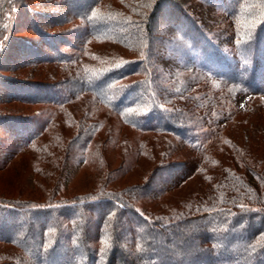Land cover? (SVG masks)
Here are the masks:
<instances>
[{
	"label": "trees",
	"instance_id": "1",
	"mask_svg": "<svg viewBox=\"0 0 264 264\" xmlns=\"http://www.w3.org/2000/svg\"><path fill=\"white\" fill-rule=\"evenodd\" d=\"M61 1L70 13L81 7L72 16L86 22L87 28L91 25L80 36L84 39L81 47L109 32L113 24L110 17L97 15L100 20H87L88 12L105 0H94L87 6L83 0ZM117 1L122 2L127 15L133 14L127 23L133 34L121 37L138 43L143 58L122 62L100 74H86L80 47H74L77 56L57 54V45L65 44L66 38L41 29L34 13L29 15L28 28L35 39L19 37L11 46H3V68L9 64L11 69L7 70L12 73L33 70L36 78L27 82L0 79V86L6 90L0 99V171L28 157L34 186L43 191L46 207L22 220L14 211L15 201L0 198V264H264V0H235L227 6L221 0H194L225 7L220 33L232 40L231 33L238 41L233 54L215 46L198 17L177 0ZM26 2L0 0V36L12 32L15 15L27 8ZM252 11L256 17L247 23ZM157 14L164 23L160 27L154 22ZM124 17L118 22L125 21ZM67 21L66 17L62 23ZM170 28L174 33L163 38L168 42L167 50L171 53L172 48H180L178 55H190L183 63L177 59L174 65L178 73L170 75L173 85L166 90L169 95L164 106L168 109L163 110L154 99L152 78L149 85L148 78L145 84L120 83L148 67L144 62L154 49V33ZM244 32L247 36L242 37ZM183 45L191 47L185 50ZM241 53L247 54V65ZM190 70L198 74L197 81L201 82L197 85L186 74ZM94 81L99 86L93 87ZM67 83L72 89L65 99L49 95L52 87ZM156 91L161 93L162 87ZM82 93L126 116V125L143 134L164 137L166 143L147 145V141L137 140L135 159L144 156L149 166L137 160L128 163L126 157L112 168L100 157L90 156L96 160V167L89 174L86 189L63 201L56 198L60 207L55 208L56 203L49 199L55 198L66 162L97 133L98 125L88 118L87 111L77 116L58 111ZM239 96L246 98L244 108L234 104ZM14 105L53 106L55 112L49 117V125L39 126L36 117H26ZM153 113L156 119L149 122ZM108 143L106 139L103 147ZM133 174L135 181L131 180ZM190 183L196 187L195 196L184 197L190 210L182 212L178 209L184 203L175 202L171 192L181 191ZM137 196L149 201V211L134 207L131 199ZM72 201L77 205L61 207ZM89 205L95 208L87 210ZM64 209L75 210L73 218L64 220L66 234L60 221ZM90 212L94 215L89 216ZM89 217L94 220L95 246L91 244L90 236L93 239L94 235L89 233ZM63 236H67L66 242ZM192 242L195 245L191 247ZM190 249L192 255L188 256ZM232 256L236 259L228 261Z\"/></svg>",
	"mask_w": 264,
	"mask_h": 264
},
{
	"label": "rangeland",
	"instance_id": "2",
	"mask_svg": "<svg viewBox=\"0 0 264 264\" xmlns=\"http://www.w3.org/2000/svg\"><path fill=\"white\" fill-rule=\"evenodd\" d=\"M27 8H21L18 10L17 14L15 15V21L14 22V28L8 36L3 35L0 36V79L1 77H9L14 78L18 81H30L35 80V76H33L32 71L33 70H26V71H16L14 73L10 72L11 69L10 65L7 64L6 68H3V64L1 60L4 58V53H1L3 51V46L5 44L11 43L10 46L13 43H16V40L19 39V37H25L30 40H34L35 37L33 34L30 33L28 28V18L30 13H34L37 18V23L40 26L41 29L48 31L50 33H58L64 35L66 38L65 44L59 43L57 45V54L62 55H68L69 57L74 55L77 56V50L74 47H77L83 51L84 59L81 60L82 64H85L84 71L86 74L88 73H96L100 74L107 70H109L112 67H115L122 62L125 61H131L138 58H143L144 54H139L140 47L138 43H135V41L130 42L126 38H122L121 36H131L133 34V29L127 25L133 19V14L127 15L126 9L121 8L122 2L120 4V1L117 0H105L103 1V5H100L98 9L94 8L93 11L88 12L87 20L90 18L91 20H100L97 15L101 17H110L113 19V24H111V27L108 29L109 32L106 34L100 35L99 37H96L94 39H89L90 41L83 45L81 47L82 41L84 40L80 36L84 35L87 32V23L81 22L77 19H75L72 15L73 13H79V10L82 8L79 7L77 12H73L68 10L66 4H64L61 0H26ZM80 1V0H79ZM94 0H83L82 3L85 4V6L89 5V3H92ZM222 4L224 6H227L229 4H232L235 2V0H221ZM177 3L187 9L193 16H197L199 19L200 24L205 28L206 33L210 38H212L214 41L212 42L215 46H220L224 49V51L229 52L230 50L232 52H229V54H233L234 45L238 42L236 39H233V35L229 33V36L232 40L227 39V36H223L220 31L222 25H220V21L224 20V15L221 13V11H224L223 6L219 5L217 6H209L194 0H177ZM64 5L63 7H59L61 5ZM151 6V5H150ZM150 6L146 9H142V12H146L150 9ZM71 7V6H70ZM66 8V10H65ZM61 10V13H60ZM197 10V12H196ZM196 13L194 15L193 13ZM253 13V11H252ZM50 15H52L50 17ZM121 17H124L126 19L123 22H118ZM159 16V17H158ZM66 17L68 18V21L65 23H62ZM256 17V13L254 12L253 15L248 19L247 23L251 22ZM109 18V19H110ZM164 18V17H163ZM86 20V21H87ZM154 22H156L157 27L162 26L164 23L160 19V15H156ZM246 23V24H247ZM91 24V23H90ZM170 25V23L168 24ZM165 27V26H164ZM167 28V27H166ZM163 30V29H160ZM174 33V31L170 28L169 30L164 29L160 32H155L153 37V45L154 49H150V54H147L145 64L148 66L145 70L138 73L137 75H131L127 78H124L120 86L129 85L133 82H138L145 84L146 78L148 85L150 83V78L154 80L153 88L155 87V93L154 99L158 102H156L159 106V109L165 110L168 109V106H164V103H166V97L169 95L167 93L169 84L172 85L173 83L169 82L170 75H176L178 73V68H175L174 65L177 62V59L180 61V63H183L186 58L190 54H182L178 55L177 49L180 48H172L171 53L167 50L169 46L168 42H165L168 34ZM161 34V36H159ZM9 35L10 40L7 42ZM247 36V34L244 32L242 37ZM163 40H162V39ZM37 44H39V40H35ZM80 42V43H79ZM211 43V44H212ZM153 47V46H152ZM172 47V46H171ZM191 45H183L182 48L185 50H189ZM228 49V50H227ZM171 50V48H170ZM76 51V52H75ZM65 53V54H63ZM242 56V53L240 55L241 59H243V62L247 65V58L244 56H247L246 53ZM195 55V54H193ZM170 56V57H168ZM178 56V57H177ZM191 57L192 54H191ZM85 62V63H83ZM147 62V63H146ZM6 69V70H3ZM181 70V68L179 67ZM186 72V71H185ZM197 72H194V70H190V72L186 73L189 75V77H192L190 80L192 82H195L194 84H198L201 81H197L198 78L196 76ZM82 76H85L82 74ZM65 77V76H62ZM61 79V77L59 78ZM151 79V80H152ZM161 80V81H160ZM54 81H61V80H54ZM193 84V83H191ZM79 82L76 83L75 86H78ZM73 86V87H75ZM93 87L99 86L97 81L92 82ZM146 86V85H145ZM162 87V92L156 91L159 88ZM198 86L194 87L197 88ZM71 85L70 84H58L57 86H54L50 89L51 93L50 96L54 97L56 100H63L66 96H68V91H70ZM212 89V85L209 87V90ZM78 92L81 91V88L78 86L76 88ZM167 90V91H166ZM5 88H2L0 86V99L3 97V92H5ZM208 92V91H207ZM206 92V93H207ZM201 93V92H197ZM117 95V94H116ZM115 95V96H116ZM195 97H198V94H194ZM203 96V95H202ZM150 101V100H149ZM245 101L246 98L239 96L235 100V106L238 108H244L245 107ZM153 100L151 101V103ZM252 103V102H251ZM16 108L22 109L23 115H26L28 118H35L36 117V123L39 126L42 125H49V117H52L53 113L55 112L53 106H44V105H36V106H26V105H14ZM61 114L65 113L67 116H77L80 114H84L83 112L88 113V118L95 121L98 125L97 133L91 139L90 142H88L81 150H78L77 154L69 158V160L66 162L65 168L63 170V173L61 175V179L59 181V184L57 186L58 191L55 192V198L51 196L49 199L50 202H54L53 206L55 208L60 207V204L57 203L56 198L63 201V199H67L69 197H72V195L75 194H81L85 189V184L89 183V174L93 173L94 167H96V160L90 159V156L92 157H100L103 162L102 163H108L112 168L117 167L120 165L121 161L124 160V158L128 157V163H133V161L137 160L139 164H143L146 166L150 165V162L146 161L144 159V156H138L135 159V152L133 148H135V144H137V140L139 139L147 141V145H150L151 142H153L155 145L164 144L165 139L164 137H153L152 134H143L141 133L136 127L132 125H126V116L122 117L119 114H116L112 111L111 108H109L105 103L99 102L97 99H94L90 94H84L77 97L73 103H69L67 106L63 107L61 110H58ZM140 113L143 114V109L139 110ZM154 114V113H153ZM151 114V117L149 119V122L156 119L155 114ZM155 116V117H154ZM155 121V120H154ZM153 121V122H154ZM138 130V131H137ZM244 137V136H243ZM106 139H109V145H104V142ZM103 147V148H102ZM105 150V153L103 152ZM127 151V153L125 152ZM130 151V152H129ZM104 154H103V153ZM86 153V154H85ZM89 156V157H87ZM28 157H22L19 160H16V162L9 166L6 170L0 171V198L2 199H9L15 201L17 207L14 208V211L18 212L22 216V220L26 219L28 220L30 215L34 217V215L37 214L38 210H41L42 208H45V200L42 198L41 193L43 191H40L35 188L34 186V179L35 175L33 174V170L31 167L28 166ZM108 165V166H109ZM163 176V175H162ZM161 177L157 178V181L160 180ZM131 180H136L135 174H133V177ZM123 184V183H122ZM72 188V189H71ZM195 189L194 183H190L188 186H186L183 190L178 192H171V196L179 202H183L184 205L178 209L182 212L189 211L190 209L187 208V203H185L186 196L189 194H194L195 196ZM68 195V196H67ZM29 200V201H28ZM196 200V199H194ZM31 201V202H30ZM39 201V202H37ZM133 202L134 207L137 210L142 211H149L150 204L149 201L144 197H134L131 199ZM86 203V202H85ZM82 203V204H85ZM89 204V203H88ZM74 205H77L74 201L71 203L61 204V207H69L72 208ZM87 210L90 209V205L86 207ZM77 210L84 211L81 207L77 206ZM80 211V212H81ZM72 212H75V210L72 209V211L66 212V210H63V219L60 220L62 223L63 233L66 234L65 227L66 223L64 220H68L74 217ZM79 212V213H80ZM94 215V212H90L89 216ZM90 220V222H89ZM89 224L90 229L89 233L94 235L93 239L90 236L91 244L94 246L95 241L97 237L95 229H92L91 226L94 224V220L89 217ZM125 225H123L121 228L123 229ZM121 229V230H122ZM66 237L63 236V240L66 242ZM201 238V237H199ZM163 242H168V239H162ZM195 245L194 242L190 245L191 247ZM189 246V247H190ZM190 247V248H191ZM188 248V247H187ZM194 250V249H193ZM192 252V249L188 251V253ZM187 253V254H188ZM192 255L191 253L188 254V256ZM236 257L232 256L228 259V261L235 260Z\"/></svg>",
	"mask_w": 264,
	"mask_h": 264
}]
</instances>
